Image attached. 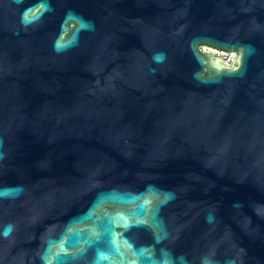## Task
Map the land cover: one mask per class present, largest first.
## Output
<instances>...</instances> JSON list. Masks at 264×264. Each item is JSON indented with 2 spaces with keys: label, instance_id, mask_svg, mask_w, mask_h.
<instances>
[{
  "label": "water",
  "instance_id": "obj_1",
  "mask_svg": "<svg viewBox=\"0 0 264 264\" xmlns=\"http://www.w3.org/2000/svg\"><path fill=\"white\" fill-rule=\"evenodd\" d=\"M0 264H264V0H0Z\"/></svg>",
  "mask_w": 264,
  "mask_h": 264
},
{
  "label": "built area",
  "instance_id": "obj_2",
  "mask_svg": "<svg viewBox=\"0 0 264 264\" xmlns=\"http://www.w3.org/2000/svg\"><path fill=\"white\" fill-rule=\"evenodd\" d=\"M226 64H230L235 54L233 52L214 51Z\"/></svg>",
  "mask_w": 264,
  "mask_h": 264
}]
</instances>
